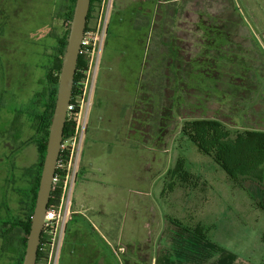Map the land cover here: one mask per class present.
Here are the masks:
<instances>
[{
  "label": "rangeland",
  "instance_id": "374dc122",
  "mask_svg": "<svg viewBox=\"0 0 264 264\" xmlns=\"http://www.w3.org/2000/svg\"><path fill=\"white\" fill-rule=\"evenodd\" d=\"M150 1L152 0L104 2L103 12L105 9L108 12L107 30L100 49L95 79L99 76L102 87L107 85L110 100L108 112L116 122L119 120L117 123L120 127L123 124L121 113L127 108L126 104L134 99L142 56L140 46L135 42L140 35L136 30L126 29V34H120L117 40L112 38L106 42L110 34L111 16L115 9L122 10L119 5L126 6L120 22L125 24L130 19L134 21L136 17L139 26L145 25L146 20L140 15L135 16L133 12L134 5L141 4L142 16L148 20L152 16H158L159 20L160 16ZM166 2L175 3L174 9L177 10L173 13V7H168L167 22L176 27L179 36L190 41V49L195 50L193 54L202 53L206 49L204 34L210 35L203 33L204 28L214 23V17L219 25L224 24L230 43H236L232 45V51L247 58L249 67L244 68L256 75L257 84L250 83L254 88H250L252 93L237 90V98H233L230 93L234 89L228 84V75L224 73L218 83L221 91L217 93L222 97L213 98L204 112L207 116L220 118L228 124V128L236 132L231 138H238V141H233L230 144L232 147H228L231 149L230 155L225 153L226 150L222 151V147L214 149L208 145L206 129L211 125V120L189 119V116L199 114L191 109L195 98L188 105L177 106L163 142L159 143L158 139L153 141L155 146L159 143L161 148L168 150V153L160 149L154 150L157 154L154 176L168 159L175 166L177 158H183L185 167L200 180L201 189L197 196L202 198V222H205L208 215L217 218H224L222 216L225 214L232 216L231 219L218 221L223 226L219 228L217 239L229 245L233 252L239 253L240 259L236 264H260V261L264 264V256L259 260L264 255V0ZM67 4L68 0H0V215L5 218L24 214L26 197L32 187L40 158L38 133L33 118L27 112H23L20 117L16 115L22 107L30 110L34 95L48 84L45 66L50 54L54 53L56 35L64 24H69L70 27L71 19L68 23L59 15L64 14ZM130 6L132 13L129 11ZM100 9H95L94 15L99 16ZM113 29L110 27V31ZM114 67L116 72H111ZM251 95L252 99L249 98ZM201 105H198L199 108ZM10 132L20 133L18 139L22 141L21 147L13 148L12 145L18 140L11 139ZM148 151L132 153L136 159L133 155L124 154V164L133 166L136 162L140 167L144 156L146 159L151 154ZM96 160L104 167L101 174L103 177L117 179L116 175L120 174L114 172L116 162L109 163L100 156ZM250 172L257 175L258 181L252 179L254 177ZM139 187L140 194L146 184H139ZM120 191L113 201L108 200L109 214L123 207ZM104 192L105 188H101L100 195ZM155 195V198H159L157 189ZM139 200L146 198L143 196ZM168 210V205H159L155 212L169 213ZM138 216L139 220L145 217L142 208L139 209ZM226 224H232L236 232L234 230L232 234L224 229ZM14 233L17 235L18 230ZM1 242L0 239V264H16L18 254L2 251Z\"/></svg>",
  "mask_w": 264,
  "mask_h": 264
},
{
  "label": "crops",
  "instance_id": "0c3cea01",
  "mask_svg": "<svg viewBox=\"0 0 264 264\" xmlns=\"http://www.w3.org/2000/svg\"><path fill=\"white\" fill-rule=\"evenodd\" d=\"M177 1L179 3L180 0ZM150 2L157 12L159 9L168 8L161 5V2L164 4V0ZM119 6L122 10H114L110 23V27L114 29L110 31L109 27L110 34L106 42L112 38L117 40L120 34L121 36L126 34V29L136 30L140 34V37L135 39L140 46L142 58L134 88V99L126 104L127 108H124L120 118L123 122L122 127L118 126L119 120L116 122L108 112L110 107L108 87L107 85L102 87L99 76L95 79L87 132L80 155L77 179L73 186L71 213L63 234L58 264H236L240 259L239 253L233 252L229 245L217 239L219 228L223 226L219 222L232 216L228 217V214H225L222 216L224 218H217L208 215L203 223L202 198L197 196L201 189L200 183L191 186L181 181L173 173L175 166L171 165L169 159L154 176V163L157 157L154 150L160 149L167 153L168 150L158 145L163 141L155 146L152 141H143L142 136L132 131L133 110L138 98L148 46L154 35L157 36L159 32L156 29H160V36H163L161 30L167 27V23L165 26L163 18L160 17L158 20V16H152V19L148 20L141 15L143 9L141 4H138L134 5L133 12L135 16L140 15L146 20L145 25L139 26L136 17L134 21L130 19L123 24L120 22L122 21L120 16L126 12V6ZM129 11L132 13L131 6ZM111 72H116L115 67ZM148 150L151 154L147 155L146 159L144 156L140 167L136 162L133 166L124 164V154L131 156L132 153H138L137 151L148 153ZM97 156L104 157L109 163H117L114 170L115 174H120L116 175L117 179L101 175L104 167L96 160ZM132 157L135 158V154ZM139 184H146L140 194ZM114 185L116 187H112ZM101 188H105L102 195ZM156 189L159 198H155ZM118 191L123 207L109 214L108 200L113 201ZM143 196L146 200H139ZM159 205H168L169 213L155 212ZM140 208L145 211L142 220H139L138 216ZM194 228L205 230L208 237L200 236L193 230ZM224 229L232 233L236 228L232 224H226ZM119 245L127 249V255L122 260L114 252V247ZM262 256L264 255H261L259 260ZM260 264H263L262 261Z\"/></svg>",
  "mask_w": 264,
  "mask_h": 264
},
{
  "label": "trees",
  "instance_id": "16d2710c",
  "mask_svg": "<svg viewBox=\"0 0 264 264\" xmlns=\"http://www.w3.org/2000/svg\"><path fill=\"white\" fill-rule=\"evenodd\" d=\"M164 1V4L161 2V5L165 7L171 6L173 7V13L177 12L174 9L175 3ZM102 2L103 0H91L86 29L94 25L95 19L97 18L94 15V11L100 8ZM74 4L75 0H68L64 14H59L68 23L72 18ZM168 12L169 8L158 10V15L163 18L164 25L167 23V27H163V30H161L163 32L162 37L160 36V29H156L159 32L157 36L156 34L154 35L155 38L153 37L151 44L148 46L147 57L140 78L138 98L133 110L132 131L137 132L143 137V141L146 142H153L155 141L154 139H158L159 142L163 141L168 132V125L175 114L176 107L188 105L195 98V101L191 104V109H195V113L199 112V114L194 113L195 115L189 116V119L211 120V125L206 129L208 145L214 149L216 147H222V151L226 150L225 153L230 155L231 149L229 148L232 147L230 144H233V141H235L234 143L238 141V138H231L236 132L228 128V124L220 118L214 117L213 115L207 116L204 112L207 110L208 103H211L213 98L222 97L217 93L221 91L218 83L223 78L224 73L228 75V84L234 89L230 93L233 98H237V94L235 93L237 90L252 93L250 88L252 89L253 87L250 86V83L257 84V80H255L257 77L251 74L248 69L244 68L249 67L247 58L239 56L232 51V45L236 43H230L231 39L225 29V25L221 23L219 25V21L215 17L213 18L214 23L210 24L208 28H204L203 33L210 35L207 36L204 34L205 40L203 41L206 49L202 53L193 54L195 50L190 49V41L179 36L176 33V27L167 22V18L169 17L167 15ZM92 19H94L93 23H91ZM68 32L69 24H64L60 33L56 35L57 43L54 47L53 59L52 61L49 60L45 66L48 70L47 83L50 84H47V86L43 87L42 90L34 95L30 110L27 111L26 107H22L16 115L20 117L23 112H27L33 118L38 133L37 140L39 141L40 154L39 162L36 165V174L32 181V189L29 192L31 196L30 201L27 202L25 217L19 218V216H16L15 218H11L9 227L5 231L4 229L0 231L4 237L2 251L19 252L16 264H22L25 253L26 240L30 230L42 163L46 153V142L54 110L59 74ZM88 64V53L81 52L74 76L73 95L76 91L77 84L85 77ZM239 81L241 82L239 83ZM246 82L247 84H245ZM223 95H226V93H223ZM240 98L239 100H242ZM249 98L252 99V95ZM243 99H246V97ZM206 102L207 105H205ZM199 104H202L200 108L198 106ZM71 131L72 124L67 120L65 122L63 136L66 137ZM14 134V140H18L20 133ZM184 163L185 160L178 157L173 173L187 185L197 186L200 181L198 176L189 171ZM250 175L254 177L252 178L253 180L256 179L258 181L256 178L257 175H253L252 172H250ZM262 188L264 191V187ZM61 193V187L54 189L51 192L48 206L57 204L60 200ZM3 225L5 226L6 223ZM16 229L24 231L20 248L16 247L14 242V231ZM193 230L204 238L208 237L205 233L206 231L203 229L194 228ZM40 258L41 254L38 251L36 264H38Z\"/></svg>",
  "mask_w": 264,
  "mask_h": 264
},
{
  "label": "built area",
  "instance_id": "2783aa9c",
  "mask_svg": "<svg viewBox=\"0 0 264 264\" xmlns=\"http://www.w3.org/2000/svg\"><path fill=\"white\" fill-rule=\"evenodd\" d=\"M104 2L105 0L101 4V12L94 25L85 29L82 37L81 52L88 53L89 64L84 79L77 84L68 104L66 121L69 120L72 124V131L66 137L63 136L52 180V191L61 187L62 193L59 202L48 206L45 213L38 246L41 254L38 264H58L63 234L71 213V194L77 179L80 155L87 132L100 49L107 30L108 12L106 9L103 12ZM114 252L121 260L127 255V249L123 245L115 246Z\"/></svg>",
  "mask_w": 264,
  "mask_h": 264
},
{
  "label": "water",
  "instance_id": "95a60500",
  "mask_svg": "<svg viewBox=\"0 0 264 264\" xmlns=\"http://www.w3.org/2000/svg\"><path fill=\"white\" fill-rule=\"evenodd\" d=\"M91 0H75L67 43L59 74L56 100L46 142L35 205L31 217L22 264H36L38 246L44 225L45 213L50 202L52 180L63 139L67 108L73 91L74 76L81 52Z\"/></svg>",
  "mask_w": 264,
  "mask_h": 264
},
{
  "label": "flooded vegetation",
  "instance_id": "af4514ba",
  "mask_svg": "<svg viewBox=\"0 0 264 264\" xmlns=\"http://www.w3.org/2000/svg\"><path fill=\"white\" fill-rule=\"evenodd\" d=\"M53 55H54V53L53 54H50V58H49V60L50 61H52V59H53ZM47 65V64H46ZM45 69H46V80H47V72H48V70H47V68L45 67ZM48 84H50V83H48ZM45 86H47V85H45ZM44 86V87H45ZM36 130V129H35ZM15 133V132H14ZM14 133H11L10 132V134H9V137L11 138V139H13L14 140V136H15V134ZM22 141L20 140V139H18V141H16L15 142V144H13L12 146H13V148H19V147H21L22 146ZM31 189L32 188H30L29 189V191H28V195H27V202H29L30 201V196H31V194L29 193L30 191H31ZM25 212H26V208H25V210H24V214L23 215H19V218H24L25 217ZM11 218H13V217H7V218H5V217H2L1 215H0V231H3V229H4V231L9 227V221H10V219ZM4 223H6V227L3 225ZM23 230H18V233H17V235H15V238H14V242H15V244H16V247H18V248H20V244H21V239H22V236L24 235L23 234ZM0 239H1V243H3V240H4V237H3V235H2V233L0 232ZM15 254H18V255H16V258H17V260H18V257H19V252H15Z\"/></svg>",
  "mask_w": 264,
  "mask_h": 264
}]
</instances>
